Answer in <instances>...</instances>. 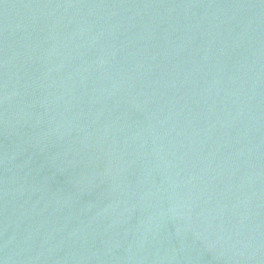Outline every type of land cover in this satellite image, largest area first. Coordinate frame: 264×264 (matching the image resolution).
<instances>
[{
  "label": "water",
  "instance_id": "obj_1",
  "mask_svg": "<svg viewBox=\"0 0 264 264\" xmlns=\"http://www.w3.org/2000/svg\"><path fill=\"white\" fill-rule=\"evenodd\" d=\"M0 264H264V0H0Z\"/></svg>",
  "mask_w": 264,
  "mask_h": 264
}]
</instances>
